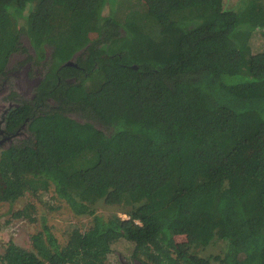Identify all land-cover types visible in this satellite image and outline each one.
<instances>
[{
	"label": "trees",
	"instance_id": "1",
	"mask_svg": "<svg viewBox=\"0 0 264 264\" xmlns=\"http://www.w3.org/2000/svg\"><path fill=\"white\" fill-rule=\"evenodd\" d=\"M226 1L0 0V75L19 53L56 73L18 109L31 138L3 153L0 202L53 193L92 218L0 264H109L119 245L118 264H264V0Z\"/></svg>",
	"mask_w": 264,
	"mask_h": 264
},
{
	"label": "rangeland",
	"instance_id": "2",
	"mask_svg": "<svg viewBox=\"0 0 264 264\" xmlns=\"http://www.w3.org/2000/svg\"><path fill=\"white\" fill-rule=\"evenodd\" d=\"M234 1L235 0H227L226 5L232 6L235 3ZM22 42L25 46L30 47L26 38H23ZM250 47L254 51L262 50L264 49V40L259 36L255 38L253 37L250 41ZM26 58H28V55L24 53L16 55L13 59V68L16 69L19 66V63L23 62ZM53 196L54 194L50 193L43 196V199L41 200L38 197L27 195L13 204L0 202V255L5 252L10 242L25 249H32L31 238L34 234L41 232L44 225L52 228V231L55 233L60 243H65L67 238L66 230H68L72 224H78L83 228L90 226L92 218L75 217L64 202L59 201L58 199L51 201ZM28 205H32L34 207L33 216L35 218V222H31L26 218L14 217V214L17 211L24 209ZM116 209L117 211L101 208L99 209L98 214H102L104 217H107L112 213L118 212L122 218L127 219L125 214L120 212L118 208ZM177 240L182 242L183 238L178 237ZM124 247L125 245H119L114 248V252L109 259V264H118L117 256L119 254L125 255L126 253H124V251L127 249ZM221 251L220 244H211L201 252V255L219 254ZM122 258H124L123 255Z\"/></svg>",
	"mask_w": 264,
	"mask_h": 264
},
{
	"label": "flooded vegetation",
	"instance_id": "3",
	"mask_svg": "<svg viewBox=\"0 0 264 264\" xmlns=\"http://www.w3.org/2000/svg\"><path fill=\"white\" fill-rule=\"evenodd\" d=\"M78 56L79 52L74 55L71 61L64 63L62 67H75L76 64L73 61ZM14 57L8 65L7 73L0 75V161L4 152L23 145L24 141L31 138V134L28 132L31 122L30 111L23 114L25 119L22 120V116H18V109L26 105L32 107L34 103H38L39 96L45 98L44 92H41L40 89L44 82L49 80L47 77L50 73L56 75L52 69L54 60L51 56H46L43 60H39L37 57L32 60L26 58L23 62L20 61L21 63L16 69L12 66ZM58 80L59 82L62 81L60 77ZM47 100L49 103L54 102L51 98ZM122 263L143 264L139 260L130 262L124 258H122Z\"/></svg>",
	"mask_w": 264,
	"mask_h": 264
}]
</instances>
